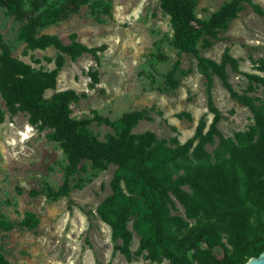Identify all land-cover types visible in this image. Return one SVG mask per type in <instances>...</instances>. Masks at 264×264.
I'll return each mask as SVG.
<instances>
[{"label":"trees","instance_id":"trees-1","mask_svg":"<svg viewBox=\"0 0 264 264\" xmlns=\"http://www.w3.org/2000/svg\"><path fill=\"white\" fill-rule=\"evenodd\" d=\"M157 1L169 17L173 47L192 55L205 79L207 114L212 115L207 130L204 114L193 137L183 144L176 139H158L151 132L132 134L139 122L151 119L150 111L144 109L123 116L114 124L118 134L99 141L86 129V121L70 117V102L77 100L74 93L58 92L48 100L43 98L47 90L56 87L64 55L74 61L84 53L95 56L96 50L77 43L65 46L56 37L40 35L39 31L76 13L88 5V0H0V9L21 24L18 38L26 50L53 47L59 51L55 68L44 71L13 58L0 40V95L12 116L23 111L31 125L50 129L49 138L59 144L66 157L64 182L57 190L45 188L48 199L65 198L70 209L71 181L86 172L85 164L94 172L105 171L110 165L116 168L109 185L111 193L96 210L110 228L113 253H120L127 261L143 255L156 264H246L264 252V103L248 95L251 86L244 93L231 86L227 68L236 74L241 72L239 60L229 54L228 48L217 63L200 56L199 46L211 48L213 40H222L219 34L227 30L244 4L260 17H264V10L251 0H230L202 19L195 14L196 0ZM55 2L67 3L69 9L56 7ZM89 8L101 22L103 12L98 4H89ZM258 71L264 72L263 61ZM179 72L176 63L166 76L169 89L178 86L175 77ZM213 77L231 100L252 115L253 124L236 133L234 139L225 138L217 128L222 117L212 97ZM245 77L250 85L264 87V77ZM183 116L190 119L186 114L178 115ZM101 121L113 125L106 119ZM215 144L209 153L206 146ZM177 205L184 216L178 214ZM26 217L18 226H35L33 216ZM131 222L139 237L134 254L130 251ZM14 227L0 215V230ZM0 264H10L2 254Z\"/></svg>","mask_w":264,"mask_h":264},{"label":"rangeland","instance_id":"rangeland-1","mask_svg":"<svg viewBox=\"0 0 264 264\" xmlns=\"http://www.w3.org/2000/svg\"><path fill=\"white\" fill-rule=\"evenodd\" d=\"M228 1L196 0L195 14L207 19ZM251 1L264 10V0ZM95 2L103 12L101 22L90 12L89 4ZM55 3L69 9L67 3ZM20 27L0 9V40L10 55L32 68L52 71L59 51L53 47L26 50L18 38ZM39 34L56 37L65 46L77 43L96 50L95 56L84 53L74 61L64 55L56 87L47 90L43 98L48 100L58 92L74 93L77 100L70 102V117L86 121V129L97 140L116 136L115 123L144 109L150 111L151 119L139 122L132 134L151 132L158 139H176L183 144L193 137L204 114L208 129L212 115L207 114L205 79L197 70L195 58L173 47L169 17L157 0H88V5ZM219 38L222 40H213L211 48L199 46L200 56L219 63L228 48L229 54L239 60L241 72L236 74L227 68L231 86L238 93L249 92L251 86L248 95L264 103V87L250 85L245 77H264V72L258 71L264 62V17L244 4ZM176 63L180 70L175 77L178 86L169 89L166 76ZM212 97L222 117L217 128L225 138L234 139L236 133L253 124L249 110L231 100L216 77ZM181 114L190 119L179 118ZM51 133L50 129L31 125L23 111L12 116L0 95V215L15 224L9 231L0 230V254L10 264H156L143 255L127 261L120 253H113L110 228L96 210L111 193L114 166L94 172L85 164L86 172L71 181L70 209L67 199L53 201L46 197V187L57 190L63 184L67 164L59 144L49 138ZM215 147L207 145L206 150L212 153ZM76 183L82 186L76 188ZM177 207L178 214L184 216L183 209ZM27 214L33 216L35 226L19 227ZM128 229L133 234L130 251L134 254L139 237L132 222Z\"/></svg>","mask_w":264,"mask_h":264},{"label":"water","instance_id":"water-1","mask_svg":"<svg viewBox=\"0 0 264 264\" xmlns=\"http://www.w3.org/2000/svg\"><path fill=\"white\" fill-rule=\"evenodd\" d=\"M246 264H264V252L257 257L250 258Z\"/></svg>","mask_w":264,"mask_h":264},{"label":"bare ground","instance_id":"bare-ground-1","mask_svg":"<svg viewBox=\"0 0 264 264\" xmlns=\"http://www.w3.org/2000/svg\"><path fill=\"white\" fill-rule=\"evenodd\" d=\"M26 137V136H25Z\"/></svg>","mask_w":264,"mask_h":264}]
</instances>
